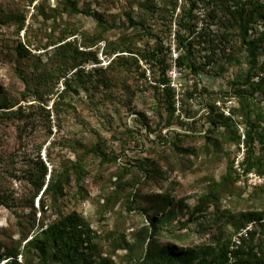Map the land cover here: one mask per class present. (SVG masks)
I'll return each instance as SVG.
<instances>
[{"label": "rangeland", "instance_id": "rangeland-1", "mask_svg": "<svg viewBox=\"0 0 264 264\" xmlns=\"http://www.w3.org/2000/svg\"><path fill=\"white\" fill-rule=\"evenodd\" d=\"M70 4L103 15L109 31ZM231 20L202 0H0V254L17 249L15 264H139L166 249L197 263L230 244L264 258V220H245L264 214V161L248 174L242 166L245 136L264 132V43L254 61ZM179 30L194 43L196 78L174 64ZM263 30L258 21L248 35L261 42ZM123 47L133 53L115 63ZM76 65L84 73L74 78ZM164 75L172 120L155 83ZM95 148L107 161L85 154ZM74 150L88 173L82 192L71 183L52 208L35 200L31 210L40 162L61 171ZM73 212L89 240L72 263L24 249L21 224L34 213L37 230Z\"/></svg>", "mask_w": 264, "mask_h": 264}, {"label": "trees", "instance_id": "trees-1", "mask_svg": "<svg viewBox=\"0 0 264 264\" xmlns=\"http://www.w3.org/2000/svg\"><path fill=\"white\" fill-rule=\"evenodd\" d=\"M202 2L206 8L216 5L218 8L225 10L226 14L231 16V24L237 29L241 44L249 52L250 57L255 61L257 59V48L259 43H264V30L260 35L262 37L261 42L251 40L248 33L258 21L262 22L264 28V4L259 2L249 3L242 0H202ZM195 5L196 3L193 4L194 7ZM70 10L73 14H84L92 17L96 20L103 32L109 31L107 24L108 21H104L105 19L103 15L97 12H92L89 9L79 10L76 4H70ZM183 17L178 24L181 30L188 29V24L183 23ZM130 22L134 23L132 19H130ZM227 35H229V33ZM60 44H62L60 47L63 49L70 46V43L65 42V40H62ZM194 50L195 47L193 41L189 38H185L184 35L182 36L179 30L177 33V51L179 54L174 60V64L179 69L187 71L190 75L196 78L200 75L202 67L194 57ZM18 53H20L23 58L27 57L26 55L21 54L20 50ZM132 53L131 48L123 47L120 50V53L115 56L114 62L123 61L126 59L123 54ZM75 70L74 78L79 76V74L84 73L83 68L80 65H76ZM99 71L100 68L98 67L91 68L88 76L91 77L94 73ZM155 83L164 88L167 111L169 112V119L172 120L177 113V101L175 99L174 90L169 85V80L165 75L162 78L160 77ZM65 85L66 89L70 88V83L68 81L65 82ZM260 85H264V78H260L257 84L258 89L261 87ZM1 109L2 108L0 107V110ZM254 128L255 127H253V129ZM234 139L238 144L241 143V136L236 135ZM243 143L247 144L248 153L242 166L244 168V173L248 174L257 168L258 163L264 161V132H256V134L249 132L247 137L245 136ZM256 144L259 145V156H255L254 154V145ZM90 152L91 153L86 150L85 154H94L98 159H101V162L105 160L107 161V156H105L104 153L99 155L96 148ZM74 153L76 155L75 160L69 161V164L62 168L61 171H49V168L44 162H40L41 167L37 170V176L34 179H29L32 191H34V195L31 199V210L34 212L37 211V208H35V200H37L38 205L42 206L43 210L45 207L48 209L52 208L61 199L65 198L66 190L70 187L71 183H74L77 186L78 191L82 192L83 184L88 173L83 161L84 156L78 155L76 150H74ZM34 217L35 213L33 221L28 220L25 224H21L22 229L26 230L22 231L23 241H25L24 249H31L39 252L46 261H61V256H64L71 262L73 253L77 252L89 240V233L84 232L83 220L77 212L69 214L59 213L58 217L53 222L47 226H42L37 230L36 218ZM245 220L262 225L264 214L258 212L251 213L245 218ZM153 228H156L155 224H153ZM247 234L252 237L254 231H249ZM19 255L20 253L17 249L8 251L5 257L3 254H0V263L5 258L6 260L9 259L7 260V263L15 264L17 263ZM139 264H264V258L255 252L254 248H245L244 246H238L235 248L228 244L213 258H203L197 263H194L187 254H175L174 252L162 249L156 254L147 252Z\"/></svg>", "mask_w": 264, "mask_h": 264}]
</instances>
